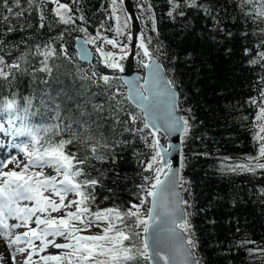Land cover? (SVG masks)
<instances>
[{
  "label": "snow or ice",
  "instance_id": "snow-or-ice-1",
  "mask_svg": "<svg viewBox=\"0 0 264 264\" xmlns=\"http://www.w3.org/2000/svg\"><path fill=\"white\" fill-rule=\"evenodd\" d=\"M49 2L56 4L53 10L59 18L56 22L71 26V31L85 33L84 44L95 46L94 51L99 53L105 68L122 73L124 67L120 61L133 54L140 57L141 66L148 70L146 76L135 75L123 80L119 75L99 73L91 61L89 68L77 70L80 88L87 89L85 103L92 104L97 119L106 121L111 118L110 128L124 125V131L143 142L148 149L146 153H133L142 168L137 174L142 183L135 184V202L129 201L126 207H93L97 189L104 188L105 180L109 179L107 172L114 173L111 177L113 183L122 179L114 168L102 170L98 165L108 164L109 161L115 165L118 157L115 147L127 145L130 141H121L115 136L108 138L102 132L97 139L88 120L65 114L70 109L66 105L61 107L64 90L58 89L53 95L50 81L58 82L53 80L56 61L63 59L71 63L73 60L64 42L68 29L60 32L58 37H50L41 43L29 44L22 39L23 49L20 44H12L9 49L0 39V51H3L0 55V80L6 82V90L0 91V116L7 117L8 125L0 123V131L26 138L13 145L23 154V160L15 155L5 157L0 149V237L7 241L12 229L24 228L26 230L16 234L6 247L21 242L27 245L16 249L24 257L23 261L18 260L15 254L5 256L3 253H0V260L8 259L10 264H36L33 255L46 252L51 247L63 251L40 256L43 264H202L197 252L200 242L195 238L196 227L192 223L196 213L190 211L193 204L184 199L180 191L182 189L191 195V184L181 175L187 158L180 150L179 164L174 167L173 159L168 158L171 156L169 149L176 150L177 146H165L160 142L161 134L165 137L177 135L180 145L198 139L194 135L196 116L191 106L185 107L189 101L187 93L175 78L169 77V70L159 62L160 56H163L170 64H175L179 56L175 53L169 56L159 43L150 49L152 38L144 30L137 37L140 51L132 52L133 36L129 24L134 14H129L131 5L124 7L125 0H111L109 15L115 19L116 26L105 28L104 22H101L95 35L82 26L88 21L80 8L74 12L69 4L59 0ZM78 2L72 0V4ZM27 3L28 9H24L20 0H0V9L8 14L0 15V20L9 22L11 17L18 19L24 16L25 11L37 8L38 27L45 28V0H27ZM167 3L170 6L167 15L172 19L185 16V9L202 12L212 21L211 34L207 39L224 58L230 59L234 55L229 44L237 34L228 29L223 18L217 14L214 0H167ZM136 7L142 15L148 13L151 31L156 32L153 5L149 0H138ZM235 7L246 23L251 21L255 25L251 30L245 28L239 35L254 37L244 44L243 56L247 58L245 63L249 67L259 69L257 96L247 101L249 106L256 108L252 126L257 151L255 155L245 156L244 162L230 165L229 170L255 175L258 170L264 172V0H238ZM77 20L81 21V25H77ZM27 26L31 27L30 24ZM101 29L114 32L115 37L105 36ZM15 31L17 28L14 25L8 27L9 33ZM121 36L124 40L118 39ZM105 44L118 48L119 52L106 50ZM13 49L18 55L9 61L5 57L11 56ZM89 53L88 48L82 49L80 58L88 61ZM184 59L191 61L194 58L188 52ZM39 73L44 76H39ZM25 75L31 77L30 83L39 81L44 85L41 95L37 96L35 89L30 90L28 95L19 92L20 78ZM125 85L126 94L122 91ZM97 98L102 102L93 103ZM37 99L45 112L36 106ZM77 107L80 105L77 104ZM105 111L107 117L101 115ZM181 112L187 115H181ZM85 115L91 117L86 110L80 112V117ZM38 116L40 119L36 121ZM101 127V123H96V132ZM12 163L15 164L13 169L3 170ZM45 168L55 174L46 175ZM106 190L113 191L111 188ZM52 213L62 214L53 216ZM9 220L16 223L9 224ZM56 238H62L63 242H57ZM35 241H40V244ZM247 243L255 242L243 241L241 246ZM248 251H259L264 255V248Z\"/></svg>",
  "mask_w": 264,
  "mask_h": 264
},
{
  "label": "trees",
  "instance_id": "trees-1",
  "mask_svg": "<svg viewBox=\"0 0 264 264\" xmlns=\"http://www.w3.org/2000/svg\"><path fill=\"white\" fill-rule=\"evenodd\" d=\"M61 1L69 4L74 12L76 8L81 9L88 21L82 26L87 27L88 33L95 35L101 22H104L105 28L108 26L114 28V18L109 15L111 0H79L77 4H72V0ZM20 2L24 9H28L27 0ZM132 2L141 20V29L152 38L150 49L159 43L167 50L169 56L173 53L179 56L175 64H170L163 56H160L159 62L169 70V77L175 78L182 85L189 97L185 107L191 106L196 116L197 127L194 129V135L198 139H191L186 145H181V150L187 158L181 175L184 180L190 182L191 195L181 190L184 199L190 200L193 204L190 211L196 213L192 217V223L196 227L195 238L200 242L197 252L202 258V264H264V255L259 251L252 253L248 251V249L264 248V172L258 170L253 175L229 170L230 165L244 162L245 156L255 155L257 151L252 126L256 108L249 106L247 101L250 97L257 96L259 69L249 67L245 63L247 58L243 56L244 44L254 37L243 38L239 35L245 28L251 30L255 25L251 21L246 23L239 16V9L235 7L238 0H214L217 14L223 18L227 28L237 34L229 44L233 47L234 55L227 59L207 39L211 34L209 30L212 21L202 12L185 9V16H176L172 19L167 15L170 10L167 0H149L155 12L157 31L153 32L147 20L148 13L142 15L140 9L136 7L138 0ZM55 8L49 0H45L43 10L46 26L43 29L38 27L37 8L25 11L24 16L18 19L11 17L9 22L0 20V39L4 40L9 49L12 44H20L23 49L22 39H26L29 44L41 43L50 37H58L60 32L68 29L65 32L64 42L73 60L71 63L63 59L56 61L57 68L53 72V80L58 82L50 81L51 91L55 95L56 90L61 88L64 90L61 107L64 108L66 105L67 109H70L65 114L71 118L88 120L97 139L102 132L108 138L115 136L118 140L130 141L127 145L119 144L115 147V152L118 153L115 165L110 161L108 164L98 165L102 170L114 168L122 179L113 183L111 177L114 173L107 172L109 179L105 180L104 188L97 189L96 204L93 206L101 209L114 205L126 207L129 201L135 202L134 194L137 191L135 184L142 183L137 175L142 168L133 153L134 151L146 153L148 149L143 142L124 131V125L110 128L111 118L106 121L98 120L92 104L85 103L88 98L85 95L87 89L80 88L81 81L77 78V70L89 68L91 65L78 60L74 44L76 37H85L86 34L71 31V26L57 23L59 18L54 15ZM0 15L8 14L0 9ZM76 23L81 25L79 20ZM29 24L31 27L27 26ZM49 24L51 27H48ZM10 25H14L17 31L9 33ZM20 28L24 30L20 31ZM101 31L109 38L115 37L113 32L103 29ZM120 40H124V37ZM89 46L91 49L95 47L91 44ZM188 52L193 55L194 59L191 61L184 59ZM0 55H3V51H0ZM16 55L18 52L13 49L12 55L5 58L11 61ZM139 60L140 57L137 56L135 69L142 72L143 67ZM91 63L101 74L117 75L111 69L105 68L96 56ZM38 75L44 76L43 73ZM30 81L31 77L28 75L20 78L19 92L28 95L30 90L35 89L37 96L41 95L44 85L39 81L32 83ZM5 90L6 82L0 80V91ZM122 91L125 93L124 87ZM44 98L47 100V96ZM101 102L100 98L93 101V103ZM35 103L41 112L46 111L40 105L39 99ZM77 104L80 105L79 108ZM85 110L91 113V117L87 115L80 117V112ZM101 115L107 117L108 113L105 111ZM181 115L187 113L181 112ZM4 117L6 116H0V120ZM39 119V116L35 118L36 121ZM96 123L102 124L99 132H96ZM139 126L138 122L137 127ZM107 188L113 191L109 192ZM249 240L255 243L241 246V242Z\"/></svg>",
  "mask_w": 264,
  "mask_h": 264
},
{
  "label": "water",
  "instance_id": "water-1",
  "mask_svg": "<svg viewBox=\"0 0 264 264\" xmlns=\"http://www.w3.org/2000/svg\"><path fill=\"white\" fill-rule=\"evenodd\" d=\"M59 2L65 4L61 0H59ZM52 4L55 6L54 3H52ZM129 5H131L129 14H134L133 19L130 22V31H131L132 36H133L132 52H138L140 50L137 47V45H138L137 37H138L139 32L142 30L141 29V20H140V18L137 19V17H139V16L137 15V12L135 10V7L133 5L132 0H125L124 7H128ZM78 37H79L78 40L76 39L77 37L75 38V44H74L76 56L80 62L85 63V64H90L89 61H91V62L93 61L94 53L90 49L89 44H87V45L84 44V38L81 36H78ZM84 48H88L90 50L88 61L82 60L80 58V53H81L82 49H84ZM116 52H117V50H116ZM136 57H137L136 55L130 54L123 61H120V63L124 67V72L120 73L117 70H114V69H111V70L114 71L117 75L121 76L122 80L130 78L131 76H135V75L146 76L147 71H148L147 69L143 68L142 73L135 69ZM124 88H125V94H126L127 93V86L125 85ZM161 137L164 139V142H162L160 139L161 144H163L165 146H167L168 144H173V145L177 146L176 150L169 149V151L171 152V156L168 157L170 159H173L174 167H177L179 164L178 152L181 150V145L179 144V140L177 138V135H173L171 137H165V136H163V134H161ZM180 191H181V195L183 196L182 190H180Z\"/></svg>",
  "mask_w": 264,
  "mask_h": 264
},
{
  "label": "rangeland",
  "instance_id": "rangeland-1",
  "mask_svg": "<svg viewBox=\"0 0 264 264\" xmlns=\"http://www.w3.org/2000/svg\"><path fill=\"white\" fill-rule=\"evenodd\" d=\"M55 7H56V4H55ZM121 19H123V15L121 14ZM116 26V21H115V19H114V27ZM129 27H130V24H129ZM113 35H115V33L113 32ZM122 38V36L121 37H119L118 39L120 40ZM108 47H111L112 48V46H108ZM114 48H112V49H110L111 51L113 50ZM6 120H7V117L1 122V123H5V126L6 127H8V125H7V123H6ZM160 139H163V138H160ZM22 140H26V138L25 137H13V136H11L10 134H8V133H6V132H2V131H0V149H2L3 150V155L5 156V157H9V156H12V155H15V156H17V158L18 159H21V160H23L24 159V157H23V154L22 153H20L19 152V150L18 149H16L13 145L14 144H18V143H20ZM162 141H164V139L162 140ZM23 165H21V167H22ZM15 167V164L14 163H12V164H9L8 165V167L7 168H4L3 170L4 171H9V170H11V169H13ZM17 171H19L20 169H16ZM35 171H39V169H34ZM45 174L47 175V174H52V175H54L55 173H53L50 169H47V168H45ZM58 179H59V177H58ZM72 197H69V199H71ZM62 213H52V215L53 216H58V215H61ZM8 223L9 224H12V223H16V221H14V220H12V222L9 220L8 221ZM33 227H35V225L33 224L32 225ZM22 230L23 231H25L26 229H24V228H22V229H18V230H16V229H12L11 230V235L9 236V238H8V240L6 241L3 237L1 238L0 237V253H4V247H5V249L8 251L9 249H8V247H6V245H7V243H9L10 242V240H12V239H14L15 238V235L16 234H19V232L21 233L22 232ZM93 231H96L95 229H93ZM85 234H87V233H85ZM50 239H52V237H50ZM57 239V242H63V240H62V238H56ZM5 243V244H4ZM51 247H49L48 249H47V251L46 252H40V256H43V255H47V254H49V253H57V252H61V251H63V250H57V249H51V250H49ZM7 251H6V253H7ZM8 253H10L9 251H8ZM11 254V253H10ZM38 254H36L37 256H39ZM17 257V256H16ZM23 256L22 255H18V257H17V259L18 260H21V261H23ZM0 264H10V260H8V259H4V260H0ZM41 264H43V262L41 261Z\"/></svg>",
  "mask_w": 264,
  "mask_h": 264
},
{
  "label": "bare ground",
  "instance_id": "bare-ground-1",
  "mask_svg": "<svg viewBox=\"0 0 264 264\" xmlns=\"http://www.w3.org/2000/svg\"><path fill=\"white\" fill-rule=\"evenodd\" d=\"M11 222H12V220H10ZM19 229H22V228H19ZM16 230H18V229H16ZM22 232H23V230H22ZM20 233V232H19ZM2 238V237H1ZM49 239H50V237H49ZM11 241V240H10ZM35 243L36 244H40V241H35ZM5 244V243H4ZM8 244H10V242L9 243H7V245ZM19 247H27V245L25 244V243H23V242H21V243H18V244H11L10 245V247H8V251L11 253V254H15L17 257H18V255H21V254H19L17 251H16V249L17 248H19ZM51 249H53V248H50L49 250H51ZM6 249H5V247H4V253L3 254H5V256H7V255H9L10 253H8V251H7V253H6ZM40 254V253H39ZM38 254V255H39ZM39 257H40V255L39 256H37V255H33V257H32V259H33V261H35L36 262V264H41V261H40V259H39Z\"/></svg>",
  "mask_w": 264,
  "mask_h": 264
},
{
  "label": "flooded vegetation",
  "instance_id": "flooded-vegetation-1",
  "mask_svg": "<svg viewBox=\"0 0 264 264\" xmlns=\"http://www.w3.org/2000/svg\"><path fill=\"white\" fill-rule=\"evenodd\" d=\"M104 47H105V49L106 50H110V49H112L111 47H108L109 45H103ZM95 48V47H94ZM116 49H118V48H114L112 51L114 52V51H116ZM93 52H94V57L96 56L98 59H99V61L101 60V58H100V56H99V53H96L95 51H94V49H93Z\"/></svg>",
  "mask_w": 264,
  "mask_h": 264
}]
</instances>
